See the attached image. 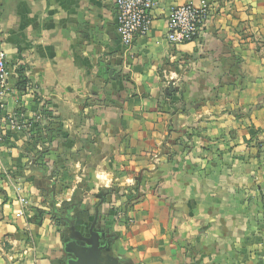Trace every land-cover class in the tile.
Returning <instances> with one entry per match:
<instances>
[{"label":"crops","instance_id":"0c3cea01","mask_svg":"<svg viewBox=\"0 0 264 264\" xmlns=\"http://www.w3.org/2000/svg\"><path fill=\"white\" fill-rule=\"evenodd\" d=\"M0 44V264H264V0L130 47L114 0H0Z\"/></svg>","mask_w":264,"mask_h":264},{"label":"built area","instance_id":"2783aa9c","mask_svg":"<svg viewBox=\"0 0 264 264\" xmlns=\"http://www.w3.org/2000/svg\"><path fill=\"white\" fill-rule=\"evenodd\" d=\"M157 0H114L116 28L122 43L130 47L138 38L145 36L152 22L153 10ZM207 2L198 4L187 2L171 8L167 19L166 39L171 44H182L197 40L202 34V27L211 15ZM8 62L5 49L0 44V141L8 131H21L30 125V121L24 119L22 113L13 111L7 115L3 114L5 96L7 94ZM23 94H32L33 88L30 84L22 85ZM7 125V128H6ZM25 204V200H22ZM118 201H113L111 206H117ZM127 206H131L132 199ZM127 208V207H126ZM118 214L125 216L128 222L131 216L127 210L120 209ZM127 214V215H126Z\"/></svg>","mask_w":264,"mask_h":264}]
</instances>
